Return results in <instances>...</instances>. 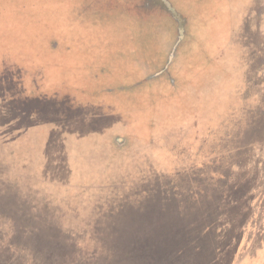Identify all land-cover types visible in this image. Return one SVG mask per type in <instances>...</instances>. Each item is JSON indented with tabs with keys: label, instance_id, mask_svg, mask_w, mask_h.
<instances>
[{
	"label": "rangeland",
	"instance_id": "374dc122",
	"mask_svg": "<svg viewBox=\"0 0 264 264\" xmlns=\"http://www.w3.org/2000/svg\"><path fill=\"white\" fill-rule=\"evenodd\" d=\"M157 258L264 264V0H0V264Z\"/></svg>",
	"mask_w": 264,
	"mask_h": 264
},
{
	"label": "trees",
	"instance_id": "16d2710c",
	"mask_svg": "<svg viewBox=\"0 0 264 264\" xmlns=\"http://www.w3.org/2000/svg\"><path fill=\"white\" fill-rule=\"evenodd\" d=\"M154 180H156L155 178H153V179H151V178H148V179H146V180H143V186H138V187H136L135 188V191H136V193H137V191H141L142 192V187L144 188V187H151L152 188V184H150L149 185V183L151 182V183H153V181ZM145 184V185H144ZM134 191V192H135ZM133 192V193H134ZM140 192V193H141ZM133 193H129V192H125V195H121L120 197H118V200H124V199H127L124 203H122V205L121 206H123V207H121V209L123 210L121 213H127V214H129L128 212L129 211H131V201H134V200H131L132 198H131V195L133 194ZM158 195V196H157ZM154 196V197H153ZM153 196H148L147 198H145V200H144V202H146L145 203V207L146 208H148L147 207V202H149V201H151V200H156L157 199V197L158 198H160V195L156 192V194L155 195H153ZM143 199V198H142ZM136 200H139V199H136ZM154 211H156V212H160V213H163V210L162 209H154ZM174 210H172L169 214H166V216H164V218L165 219H169V220H172V219H174L175 217H176V215H172V212H173ZM174 212H178V211H174ZM168 213V212H167ZM173 216V217H172ZM138 219V218H137ZM170 232V231H169ZM172 232L174 233L175 232V229H173L172 230ZM171 233V232H170ZM186 249H187V247H186ZM189 249V248H188ZM164 261L165 260H169L170 259V257H161ZM164 258H166V259H164ZM184 258H185V256H184ZM158 259V264L160 263V261L162 260V259H160V258H157ZM148 262H149V260H148ZM169 263H170V261H169Z\"/></svg>",
	"mask_w": 264,
	"mask_h": 264
}]
</instances>
